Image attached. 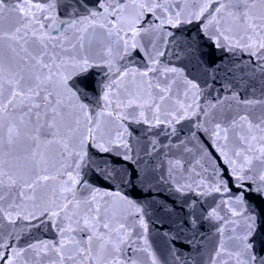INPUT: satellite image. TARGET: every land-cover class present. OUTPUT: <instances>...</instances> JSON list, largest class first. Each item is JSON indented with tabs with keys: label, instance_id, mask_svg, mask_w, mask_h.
Wrapping results in <instances>:
<instances>
[{
	"label": "snow or ice",
	"instance_id": "1",
	"mask_svg": "<svg viewBox=\"0 0 264 264\" xmlns=\"http://www.w3.org/2000/svg\"><path fill=\"white\" fill-rule=\"evenodd\" d=\"M0 264H264V0H0Z\"/></svg>",
	"mask_w": 264,
	"mask_h": 264
}]
</instances>
